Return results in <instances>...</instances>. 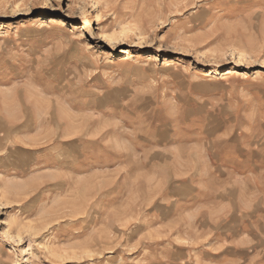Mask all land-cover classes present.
Segmentation results:
<instances>
[{"label":"rangeland","instance_id":"rangeland-1","mask_svg":"<svg viewBox=\"0 0 264 264\" xmlns=\"http://www.w3.org/2000/svg\"><path fill=\"white\" fill-rule=\"evenodd\" d=\"M114 86L135 93L117 135L166 124L183 139L219 114L207 148L246 187L228 176L194 194L167 169L161 219L125 173L62 174L59 124ZM15 120L46 149L30 166ZM0 264H264V0H0Z\"/></svg>","mask_w":264,"mask_h":264},{"label":"crops","instance_id":"crops-1","mask_svg":"<svg viewBox=\"0 0 264 264\" xmlns=\"http://www.w3.org/2000/svg\"><path fill=\"white\" fill-rule=\"evenodd\" d=\"M134 96L135 93L129 86L105 89L97 93L91 107L74 112V123L59 124L62 174L71 173V170L64 168L68 165L72 166V170L78 169L80 178L112 177L103 183L109 181L108 185L114 186L119 184L121 174L125 173L126 184L133 185V190H138L140 185H150L149 191L153 193L154 207L157 208V211L151 213L161 219L165 218L171 205L167 197V169L174 172L178 182L181 180L182 188L190 187L194 194L206 187L205 182L214 179L221 185L228 176L236 179L239 184L241 181L246 187L245 170L242 171L239 167L233 169L228 160L223 162L215 151L207 148L208 141L222 135L225 124L219 114L211 113L198 130L194 128L193 131L184 132L187 138L183 139L177 140L171 127L166 124L158 125L145 134L129 129L127 135H117L114 129L116 124L120 125L128 117L121 120L120 116H114V110L122 108L126 111ZM153 103L151 96L140 97L135 113L142 114ZM85 116L104 120L103 129L85 125L78 120ZM23 129L26 131H19V123L15 120V144L26 145L18 148L16 153L23 156L20 163L25 167L34 161L38 162L46 149L34 144L36 133L32 131V126L27 123ZM181 149L187 152L181 154Z\"/></svg>","mask_w":264,"mask_h":264},{"label":"bare ground","instance_id":"bare-ground-1","mask_svg":"<svg viewBox=\"0 0 264 264\" xmlns=\"http://www.w3.org/2000/svg\"><path fill=\"white\" fill-rule=\"evenodd\" d=\"M74 3H76V0H74ZM75 6V5H74ZM63 135V134H62ZM197 152V151H196ZM198 236V235H197Z\"/></svg>","mask_w":264,"mask_h":264}]
</instances>
